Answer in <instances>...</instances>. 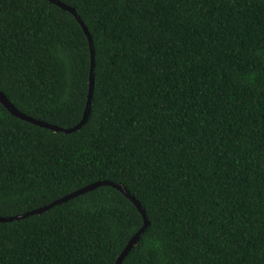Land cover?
Listing matches in <instances>:
<instances>
[{"label":"trees","instance_id":"1","mask_svg":"<svg viewBox=\"0 0 264 264\" xmlns=\"http://www.w3.org/2000/svg\"><path fill=\"white\" fill-rule=\"evenodd\" d=\"M94 44L66 134L0 102V217L95 182L149 225L122 264H264V0H60ZM91 52L48 0H0V92L69 129ZM101 186L0 222V264H116L143 227Z\"/></svg>","mask_w":264,"mask_h":264},{"label":"water","instance_id":"2","mask_svg":"<svg viewBox=\"0 0 264 264\" xmlns=\"http://www.w3.org/2000/svg\"><path fill=\"white\" fill-rule=\"evenodd\" d=\"M48 1L57 5L58 7L62 8L63 10H66V11L72 13L75 16V18L77 19V21L80 23V25L82 26V28H83V30H84L87 38H88V41H89L90 52H91L90 89H89L88 101L86 104V109L84 112L83 119L75 127H72L69 129H63V128H60L58 126L51 125V124H48L46 122L37 120L35 118H32V117L27 116L24 113L20 112L2 92H0V102L15 117H18L24 121H28L30 123H33V124L38 125V126L43 127V128H47V129H50V130H53L56 132H64L66 134H70L72 132H75V131L81 129V127L86 123V121L89 117L90 111H91V98H92V94H93V90H94V68H95L94 54H95V50H94V44H93L92 36H91L87 26L85 25L84 21L78 15L76 10L74 8L68 6L67 4L63 3L60 0H48ZM101 186H112V187L116 188L117 190H119L121 193H123L127 198H129L135 204V206L137 207V209L140 211V213L142 214V216L144 218L143 227L130 239L127 246L124 248V250L122 251V253L118 257L116 264H122L124 259L127 257V255L130 253V251L136 245V243L139 241L141 234L148 227L149 222H148L146 213H145L144 209L142 208L141 204L132 195H130V193L128 191H126V189L124 187H122L119 184H116V183H113L110 181L95 182V183L87 185L86 187L79 189V190H77V191H75V192H73V193H71V194H69V195H67L61 199H58V200L54 201L53 203H51L47 206H44L42 208L27 212V213H24L21 215L13 216V217H0V222H12L14 220L24 219V218L31 216V215H34V214H41L44 211H47L54 206L65 203V202H67V201H69V200H71V199H73L79 195L93 191V190H95Z\"/></svg>","mask_w":264,"mask_h":264}]
</instances>
